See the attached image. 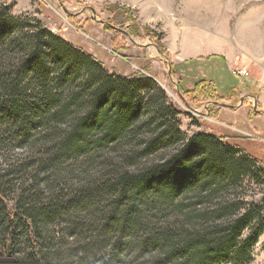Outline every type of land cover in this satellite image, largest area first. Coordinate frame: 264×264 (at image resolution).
Wrapping results in <instances>:
<instances>
[{"label":"trees","instance_id":"1","mask_svg":"<svg viewBox=\"0 0 264 264\" xmlns=\"http://www.w3.org/2000/svg\"><path fill=\"white\" fill-rule=\"evenodd\" d=\"M111 12L134 21L128 7ZM136 25L128 36H140ZM143 29L169 57L161 36ZM177 85L185 101L225 99L212 80ZM181 113L146 73H110L0 0V264H81L87 240L112 241L117 257L129 250L123 264H249L264 195L248 202L237 189L264 182V156L237 133L187 137Z\"/></svg>","mask_w":264,"mask_h":264},{"label":"rangeland","instance_id":"2","mask_svg":"<svg viewBox=\"0 0 264 264\" xmlns=\"http://www.w3.org/2000/svg\"><path fill=\"white\" fill-rule=\"evenodd\" d=\"M175 2L184 21L205 31L216 42L225 44V49L218 51V54L184 60L197 59L186 70L178 72V65L172 63L169 52L167 58L158 52V47L143 28L161 36L159 40L163 45L161 30L140 25L132 9L131 16L140 33L137 37H128L121 31L111 32L104 27L105 23H109L126 31L128 25L133 23L117 19V11L111 12L114 3L105 0H96L92 4L85 0H4L14 16H26L41 22L53 33L93 53L110 73L127 75L132 71H141L153 78L165 90L169 101L182 110L178 115L179 129L187 137L211 131L220 135L237 133L254 140L242 142L243 146L264 156V103L259 100V96H264V0ZM79 10L82 12L75 14ZM117 44L124 46L118 52L126 58L113 52ZM169 61L173 65L170 74ZM147 66L149 70H143ZM243 70L245 73H242ZM202 78L212 80L217 85L221 94H224V101L214 105L202 95L191 100L189 98V101L181 98L177 85L180 80L182 88L189 89L195 80ZM242 84L249 85V89L239 92L232 90L236 93L227 97L228 90ZM210 87H204L203 90L206 92ZM216 110H219V114L211 116L210 112ZM251 110L259 111L260 114L256 115ZM194 119L201 121L197 124ZM237 192L248 202H259L264 195V182L262 179L247 178ZM76 242L73 241L68 248L78 244ZM113 244L112 241L103 240L93 245V241L87 240L88 249L81 264H114L115 261L116 264H123L130 251L120 252L117 257ZM249 264H264V232L253 249V260Z\"/></svg>","mask_w":264,"mask_h":264},{"label":"crops","instance_id":"3","mask_svg":"<svg viewBox=\"0 0 264 264\" xmlns=\"http://www.w3.org/2000/svg\"><path fill=\"white\" fill-rule=\"evenodd\" d=\"M105 2L132 9L140 25L158 27L163 33L162 43L174 64L180 65L189 58L208 57L225 49L223 42L217 41V43L208 33L184 21L178 13L175 0H105ZM81 12L79 10L75 14ZM141 45L147 46V44ZM259 97L264 103V96Z\"/></svg>","mask_w":264,"mask_h":264},{"label":"water","instance_id":"4","mask_svg":"<svg viewBox=\"0 0 264 264\" xmlns=\"http://www.w3.org/2000/svg\"><path fill=\"white\" fill-rule=\"evenodd\" d=\"M92 11H93V13H94V10H93V9H92ZM121 32L124 33L125 35H127L126 32H125L124 30H121ZM127 36H128V35H127ZM128 37H129V36H128ZM155 47H156V46H155ZM156 48H157V47H156ZM157 51L160 52L158 48H157ZM168 72H169V74L171 73V67H170V65H169V71H168Z\"/></svg>","mask_w":264,"mask_h":264},{"label":"built area","instance_id":"5","mask_svg":"<svg viewBox=\"0 0 264 264\" xmlns=\"http://www.w3.org/2000/svg\"><path fill=\"white\" fill-rule=\"evenodd\" d=\"M87 3L92 4L93 2H95L96 0H85ZM242 73H245V70L242 71Z\"/></svg>","mask_w":264,"mask_h":264}]
</instances>
